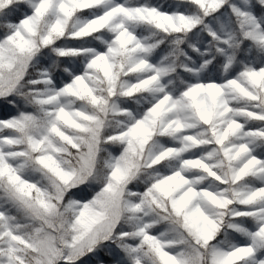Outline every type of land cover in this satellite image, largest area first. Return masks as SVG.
<instances>
[{
	"label": "snow or ice",
	"instance_id": "6c2138e0",
	"mask_svg": "<svg viewBox=\"0 0 264 264\" xmlns=\"http://www.w3.org/2000/svg\"><path fill=\"white\" fill-rule=\"evenodd\" d=\"M0 264H264V0H0Z\"/></svg>",
	"mask_w": 264,
	"mask_h": 264
}]
</instances>
